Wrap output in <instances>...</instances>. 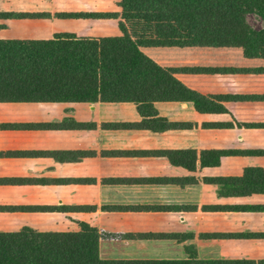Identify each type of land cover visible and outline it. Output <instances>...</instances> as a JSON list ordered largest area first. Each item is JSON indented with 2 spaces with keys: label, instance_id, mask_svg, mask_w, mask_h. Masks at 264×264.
<instances>
[{
  "label": "crops",
  "instance_id": "crops-1",
  "mask_svg": "<svg viewBox=\"0 0 264 264\" xmlns=\"http://www.w3.org/2000/svg\"><path fill=\"white\" fill-rule=\"evenodd\" d=\"M188 106L156 103L157 117L192 124L172 129L132 102L0 101V233L87 225L103 259L264 264V185L243 175L264 156L200 155L264 147V133L200 128Z\"/></svg>",
  "mask_w": 264,
  "mask_h": 264
},
{
  "label": "trees",
  "instance_id": "trees-1",
  "mask_svg": "<svg viewBox=\"0 0 264 264\" xmlns=\"http://www.w3.org/2000/svg\"><path fill=\"white\" fill-rule=\"evenodd\" d=\"M264 0H0V101L190 103L203 129H264ZM161 124H160V123ZM142 126H147L142 122ZM153 127V128H155ZM264 156V147L204 149ZM206 162V161H205ZM264 185V170L244 169ZM95 228L0 233V264H262L251 259H103Z\"/></svg>",
  "mask_w": 264,
  "mask_h": 264
},
{
  "label": "rangeland",
  "instance_id": "rangeland-1",
  "mask_svg": "<svg viewBox=\"0 0 264 264\" xmlns=\"http://www.w3.org/2000/svg\"><path fill=\"white\" fill-rule=\"evenodd\" d=\"M244 19H245V22L249 25L250 29L253 30V31H257V30H261L264 28V21L263 19L261 18V16L255 12L254 10H248L245 15H244ZM190 107L192 106H188L186 108V110L189 111V109H191ZM244 132H260V133H264V130H253V131H250V130H247V131H244ZM228 132L226 131H221V134H227ZM252 138H254V136L252 135L251 136Z\"/></svg>",
  "mask_w": 264,
  "mask_h": 264
}]
</instances>
